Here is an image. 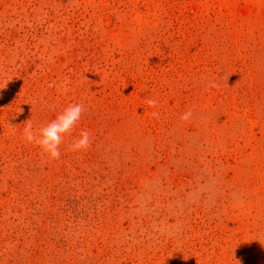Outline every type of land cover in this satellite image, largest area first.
<instances>
[{
    "label": "rangeland",
    "instance_id": "1",
    "mask_svg": "<svg viewBox=\"0 0 264 264\" xmlns=\"http://www.w3.org/2000/svg\"><path fill=\"white\" fill-rule=\"evenodd\" d=\"M0 264H264V0H0Z\"/></svg>",
    "mask_w": 264,
    "mask_h": 264
},
{
    "label": "clouds",
    "instance_id": "2",
    "mask_svg": "<svg viewBox=\"0 0 264 264\" xmlns=\"http://www.w3.org/2000/svg\"><path fill=\"white\" fill-rule=\"evenodd\" d=\"M149 106L156 104L155 100L148 101ZM84 106L76 103L71 104L57 114L54 119L40 127H34L28 123L23 129V139L26 143L38 147L41 152L50 159L61 157V145L65 138L72 136L78 123L82 119ZM191 111L185 112L182 120H189ZM91 135L87 130H80L78 136H72L70 149L73 152L87 150L91 146Z\"/></svg>",
    "mask_w": 264,
    "mask_h": 264
}]
</instances>
